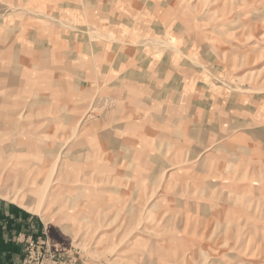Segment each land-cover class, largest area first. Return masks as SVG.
I'll list each match as a JSON object with an SVG mask.
<instances>
[{"label":"rangeland","instance_id":"rangeland-1","mask_svg":"<svg viewBox=\"0 0 264 264\" xmlns=\"http://www.w3.org/2000/svg\"><path fill=\"white\" fill-rule=\"evenodd\" d=\"M0 199L20 264H264V0H0Z\"/></svg>","mask_w":264,"mask_h":264},{"label":"crops","instance_id":"crops-1","mask_svg":"<svg viewBox=\"0 0 264 264\" xmlns=\"http://www.w3.org/2000/svg\"><path fill=\"white\" fill-rule=\"evenodd\" d=\"M33 225L28 213L0 199V264L21 263L23 246L17 241L18 234Z\"/></svg>","mask_w":264,"mask_h":264},{"label":"built area","instance_id":"built-area-1","mask_svg":"<svg viewBox=\"0 0 264 264\" xmlns=\"http://www.w3.org/2000/svg\"><path fill=\"white\" fill-rule=\"evenodd\" d=\"M29 252L30 251L27 250V257L29 256ZM23 264H56V263L54 262L51 263V261H46V258L38 259L35 261L34 258L29 257L24 260Z\"/></svg>","mask_w":264,"mask_h":264}]
</instances>
